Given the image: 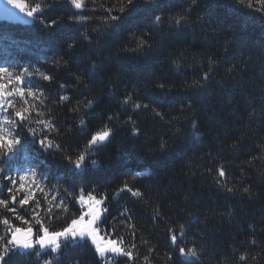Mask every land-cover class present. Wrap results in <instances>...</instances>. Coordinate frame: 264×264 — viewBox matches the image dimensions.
Wrapping results in <instances>:
<instances>
[{
    "label": "trees",
    "instance_id": "trees-1",
    "mask_svg": "<svg viewBox=\"0 0 264 264\" xmlns=\"http://www.w3.org/2000/svg\"><path fill=\"white\" fill-rule=\"evenodd\" d=\"M23 1L29 7L40 3L48 9L43 13L46 21L60 22L54 29H45L33 21L23 24L0 21V66H11V70L16 72L22 67H30L33 71L38 67L41 71L51 72L56 76V82L47 86L52 96L45 101V106L50 111L42 118H51L61 129L72 123L73 113L52 99L60 91L59 82L69 83L67 91L72 93L73 102L85 92L98 100L95 112L99 115L89 117L88 127L85 129L87 132L102 129L106 115L117 110L116 101L110 92L113 85L120 98L125 91L124 85L131 90L135 84L139 86L144 99L165 104L175 110V107L187 98L186 93L179 88L185 79L191 82L212 67L216 79L222 80L233 65L236 66L233 69L235 72L247 62L248 68L242 74V86L238 89L233 91L231 85L224 89L215 86L204 93L192 94L193 98L198 99L202 133L200 138L188 134L186 123L178 125L182 129L181 134L175 131L177 126L175 122L169 130L158 118L153 119L147 113L121 111L120 119L125 120L132 115L141 135L131 136L130 124L112 122L115 128L112 143L103 149L99 157L103 160V167L98 170L89 168L80 179L85 186L95 185L107 189L109 200L106 218L110 220L113 216L116 217L115 224L126 239L130 237L131 230L120 224V220L124 218L120 217L119 213L125 208L129 210L139 230L138 244L141 237L149 241L147 245L140 244L141 257L147 254L148 247L156 249L148 264H171L165 258V253L170 247L168 227L178 228L181 223L188 226L193 220L195 223H191L188 229V242L192 243V237L201 230L205 234L203 241H200L204 246V252L201 254L199 264H264V255L258 262L238 261V255L243 254L244 249L248 247L249 237L255 236L264 247V232L261 231L264 227V177L260 175V172L264 171V159L256 161L253 168H249L245 163L253 156L264 155V149L261 147L264 143V114L258 111L250 122L246 119L250 106L264 104L258 89L249 83L260 81V68L264 65V15H262L264 5H260L257 0H251L253 8L260 9L254 11L247 7L249 0H243V3H238L237 0H198L188 17L190 29L187 34L170 42L177 54L183 53L181 66L176 70L167 59L165 50L157 51L148 63L133 56L125 58L123 55H116L123 45L129 43L127 33L131 29H138L141 32L151 30L153 35L148 39L157 38L149 19L150 13L146 9L150 6L138 4L119 22L118 31L109 32L102 23V18L107 15L103 7L113 5L114 11L118 13L121 5L117 0H95V3L93 0H86L87 8L84 15L96 19L80 25L67 22V16L72 13V9L66 3L56 0ZM167 3L170 6L187 8L191 0H167ZM49 4L52 6L49 7ZM93 8L96 11H93ZM105 32L107 35L97 49L95 41ZM85 35L91 37V44L84 38ZM237 35L242 39L240 46H237L233 39ZM71 40L76 41V48L66 56L74 70L87 65L91 59L99 55L108 68L126 66L133 73L132 77H125L117 82L101 76L92 82L90 91L82 86L71 87L74 81L65 69L57 71L45 62L46 58L51 60L53 53L58 52L65 42ZM225 45L228 47L226 56ZM208 57L213 58L211 62ZM222 57L224 58L221 59ZM149 77L164 80L178 87L170 93L152 92L143 86ZM229 92L232 103L225 106L224 101L228 99ZM237 115H242L245 119L238 121L235 119ZM180 119L182 121L184 117ZM246 123H250L251 126L245 127ZM31 127L39 132L42 126L33 122ZM20 132L25 137L22 158L27 157L30 161L39 156L43 170L51 174L53 181L67 170L64 155L71 152L75 157L78 147L83 143V138L79 134L75 137H60L52 133L51 138L60 142L65 151L44 152L40 150L39 145L30 142L31 138L27 131L21 129ZM162 139L170 145L169 150L154 154L153 150ZM233 144L236 145L235 148L232 147ZM121 145L134 157L136 164L151 165L154 170L151 176L137 177L135 180L128 177L130 184L140 187L145 192L147 203L137 201L127 193L112 198L125 174L122 158L116 152L117 147ZM221 164L231 172L234 181L243 179V184L251 186L254 193L251 200L246 195L233 197L217 191L212 179L215 169ZM71 179L69 176V180ZM58 187L63 191V184ZM41 195L37 191V196ZM157 206L163 219L154 222L153 216L157 212ZM229 208L232 210L231 215L221 214L227 212ZM19 211L23 213L24 209ZM249 225H253L255 231ZM231 245L238 247L240 252L232 255ZM76 260L79 264H97L93 251L87 247L70 251L63 257V264H72ZM140 264L145 262L141 259Z\"/></svg>",
    "mask_w": 264,
    "mask_h": 264
},
{
    "label": "snow or ice",
    "instance_id": "snow-or-ice-1",
    "mask_svg": "<svg viewBox=\"0 0 264 264\" xmlns=\"http://www.w3.org/2000/svg\"><path fill=\"white\" fill-rule=\"evenodd\" d=\"M56 2L66 3L72 13L67 16L69 24H84L90 22L96 17L84 15L87 8L86 0H56ZM121 5L119 12L114 11V6L103 7L107 13L102 18V23L107 30L118 31L120 21L139 4L150 6L149 19L154 26L156 39H148L153 35V31L141 32L138 29H131L127 35L129 43L122 46L116 52V55H123L125 58L133 56L134 58L150 62L157 51H167V59L179 70L183 53L177 54L171 47L170 42L174 39L184 37L190 25L188 17L191 9L197 4L198 0H191L187 8L170 6L167 0H117ZM243 3V0H237ZM260 5H264V0H257ZM5 5H11L18 9L20 13L30 18L34 23H39L45 29H54L60 22L58 20H45L43 13L48 9L40 3L34 6H27L19 0H4ZM95 3V0H93ZM52 4H49L51 7ZM247 7L254 11L251 0ZM96 11L95 8L92 9ZM6 18L12 13L5 6L0 8ZM264 15V13H262ZM99 25H97V30ZM83 34V33H81ZM95 41V46L99 49L104 36ZM84 38L91 44V37L85 35ZM233 39L237 46L242 44V39L237 35ZM76 48V41L65 42L58 52L53 53L51 60L45 59L52 68L59 71L61 68L72 77L74 83L71 87H83L86 90L91 89L93 81L101 76H106L111 80L120 81L125 77L131 78L133 73L126 66L117 68H108L104 60L97 55L89 63L78 70H74L66 54L71 53ZM225 56L228 53L227 45L224 46ZM222 57L221 59H223ZM212 57H208L209 62ZM235 65L228 69L227 76L222 79H216L212 67L204 71L202 76L189 82L184 80L179 86L180 90L185 92L187 98L172 110L169 106L162 103H155L144 99L139 90V86L133 85L129 90L124 85L125 91L122 98L115 92V85L110 89L113 99L116 101L117 110L106 115L103 121V128L100 130H90L85 132L88 127L89 117L99 115L95 112V105L98 100L90 97L88 92L82 94V97H76L73 102L72 93L68 92V82H59V92L53 101L61 106L67 107L68 111L73 113L72 123L64 129L50 118L42 117L50 110L45 106V101L52 96L49 87L56 82V76L47 71H41L38 67L33 71L30 67H22L18 72L11 70V66H0V264H63V257L70 251L87 247L93 251L97 264H140L141 259L148 264L152 254L156 251L153 247L147 248V254L141 257L140 244L147 245L149 241L140 238V244L137 242V232L139 231L133 222L129 210L125 208L119 213L124 218L120 224L130 229V237L125 238L115 224L116 217L110 220L106 218L108 213V192L107 189H101L95 185L85 186L80 179L89 168L98 170L103 167V160L99 157L103 149L112 143L115 134L113 127L114 121L121 124H130V135L138 137L141 135L140 129L136 126V121L132 115L125 120L120 119L121 111L131 113H147L158 118L159 121L172 129L176 123L175 131L182 134V129L178 126L180 123H186L189 129V135L200 138L199 106L198 99L193 98L194 93H204L208 89L219 86L224 89L231 85L232 90L242 86L243 75L248 64L245 62L235 72ZM260 81H251L249 83L256 87L264 99V65L260 68ZM239 77V79H238ZM143 86L152 92L170 93L177 85L149 77ZM228 99L224 101L225 106L232 103L231 92L227 93ZM81 107L83 112L81 113ZM264 114V104L259 106L252 105L247 113L246 119L250 122L257 113ZM180 117H184L181 121ZM238 121L245 119L242 115L235 117ZM41 125L37 129L31 127L32 123ZM245 127H250L246 123ZM27 131L30 142L39 145L40 150L47 152L54 150L63 153L65 149L60 142L51 138L52 133L57 136L75 137L79 134L83 138V143L78 147L75 157L69 152L64 155L67 164V170L62 176L55 177L53 181L51 174L43 170L39 156L32 160L27 157L22 158L24 151L25 137L20 130ZM236 147L235 144L232 145ZM264 149V143L261 145ZM170 148L166 140H161L154 154L167 152ZM117 154L122 158V164L125 169L124 177L120 181V186L115 189L113 199L119 197L122 193H127L131 198L147 203L145 192L138 186L130 184L128 177L135 180L137 177L151 176L153 169L151 165H139L134 162V157L127 152L125 146H118ZM94 154V155H93ZM264 159V155L253 156L251 160L245 161L249 168L255 167V162ZM243 172V169H241ZM211 173V170H209ZM264 177V171L260 172ZM69 176L72 178L69 180ZM27 183V187H26ZM212 183L217 191L228 194L233 197L247 196L252 199L254 193L250 185L243 184V179L234 181L231 172L221 164L215 169ZM63 184V191L59 185ZM37 191L42 195L37 196ZM187 199V198H185ZM43 201V203H42ZM19 209H24L22 213ZM231 209L221 214L231 215ZM191 215V213H189ZM163 216L157 212L153 216L154 222L162 220ZM188 226L181 223L178 228L168 227L169 249L165 253L167 262L171 264H199L201 254L204 252V246L200 241L204 239L203 230L192 237V243L188 242ZM255 231L253 225H249ZM264 232V227L261 228ZM243 243V242H242ZM248 247L243 254L238 255V261L258 262L264 255V247L258 242L255 236H251L247 241ZM232 255L240 252L235 245L230 246ZM72 264H79V261H73Z\"/></svg>",
    "mask_w": 264,
    "mask_h": 264
},
{
    "label": "water",
    "instance_id": "water-1",
    "mask_svg": "<svg viewBox=\"0 0 264 264\" xmlns=\"http://www.w3.org/2000/svg\"><path fill=\"white\" fill-rule=\"evenodd\" d=\"M19 2L25 3V2H22L21 0H19ZM5 6L10 10L12 15L6 18L2 13H0V19L16 21V22H27L30 20V18L20 13L18 9L12 8L11 5H5L4 0H0V8L5 7Z\"/></svg>",
    "mask_w": 264,
    "mask_h": 264
}]
</instances>
